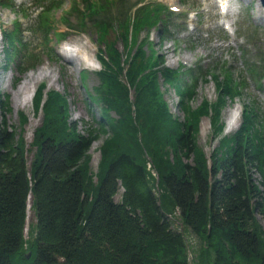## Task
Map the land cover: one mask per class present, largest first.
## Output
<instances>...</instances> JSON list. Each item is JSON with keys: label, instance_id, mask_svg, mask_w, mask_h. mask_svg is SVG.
Listing matches in <instances>:
<instances>
[{"label": "trees", "instance_id": "obj_1", "mask_svg": "<svg viewBox=\"0 0 264 264\" xmlns=\"http://www.w3.org/2000/svg\"><path fill=\"white\" fill-rule=\"evenodd\" d=\"M71 1L81 31L96 35L101 48L100 83L95 87L99 103L90 95L99 104L101 118L97 127L80 131L70 119L68 95L46 90L47 84L41 83L33 108L43 112V122L34 131L30 148L36 149L29 162L25 137L16 139L3 114L10 109L8 95L0 101V264H188L186 231L204 244L199 246L198 264H264V228L257 218L264 213L261 108L254 100L245 103L241 126L212 152V165L194 132L204 116H210L215 132L223 128L222 107L226 99L244 94L245 79L237 81L229 69L222 73L224 64L217 62L206 68L198 62L182 71L170 69L164 66V56H154L148 37L137 45L141 31L160 22L159 38H165L171 33L167 25L176 27L175 20L185 18L161 2ZM14 2L0 0V5L15 9ZM36 4L42 8L36 30L46 36L54 29L51 15L62 1ZM240 30L246 41L260 32L246 25ZM5 38L7 58L18 54L30 62L28 67L39 62L38 54H26L27 43L18 39L17 31ZM119 40L125 47L137 45L129 48L126 59ZM245 55L250 77L262 86L263 63ZM158 73L176 91L184 120L169 109ZM211 78L220 91L216 103L205 99L193 107L199 83ZM19 114L25 126L27 114ZM107 124L112 133L103 144V164L94 184L88 153ZM145 153L157 167L161 192L147 169ZM255 172L263 174L260 184ZM30 195L36 220L26 238ZM175 208L182 231L171 216Z\"/></svg>", "mask_w": 264, "mask_h": 264}, {"label": "rangeland", "instance_id": "obj_2", "mask_svg": "<svg viewBox=\"0 0 264 264\" xmlns=\"http://www.w3.org/2000/svg\"><path fill=\"white\" fill-rule=\"evenodd\" d=\"M36 1L41 0H15V9L0 5V101L5 100L6 95H8L6 103H8L10 109L3 112V114L6 115L7 123L16 130V139L19 140L20 136L25 137L26 147L29 149L26 152L29 162L33 159L36 149V147H33L34 149L30 148L35 136L34 131L43 122V112L40 111L38 114L35 112L32 100L34 91L41 83L45 82L47 84L46 90L56 89L68 95L71 113L70 119L78 123L80 131H86V129L93 126L97 127V120L101 118L102 113L98 104L99 102L95 97V87L100 83L99 71L102 68V64L97 57V53L99 52V44L95 38L97 36L92 33L86 34L80 32L82 25L80 18L76 17V12L71 10V7H73L71 0H61L62 6L51 15L54 25L52 32L47 33L46 36L42 29L37 32L35 25L37 24L38 26L39 15L37 13L41 8L39 9ZM152 1L161 2L166 7L168 5L171 8L176 6L184 11L193 10L188 19L189 29L184 26L185 24H181L182 20H175L180 29L176 27L171 31L170 36L161 38L160 41L158 39L160 28L155 29L157 27L154 26L152 29H149L151 33L148 45L153 48V51L159 53L160 56H164L165 67L182 71V69L194 66L198 62L204 64L205 68L213 62H217L218 65L224 64L223 67L220 66L222 73L224 69H229L237 81L244 78L247 83L242 96L235 99H226L227 101L222 107L221 114L223 128L219 132H215L210 116L202 117L200 122L194 126L198 147L206 153L207 157H209V163L212 165V152L222 144L224 139L231 138L241 126L245 103L254 100L264 115V79L263 85L258 86L257 82L250 77L244 59V54H246L245 57L248 56L250 61H254L255 63L257 61L262 62L264 65V11L261 10L260 0H229V10L227 13H223L220 9L219 0H189L192 5L183 4L180 0ZM193 6L195 7L193 8ZM223 20L225 23L229 22L231 26L229 30L225 28ZM67 24L70 29L66 27ZM157 24H160V22L155 25ZM241 25H246L250 30L256 27L260 31L257 38L246 41L243 34H241L242 32H240L242 31L240 30ZM11 31H17L18 39L20 36V38L25 40L28 49L26 51L27 55L30 51L33 53L39 52V62L36 65L28 67L27 65L30 62H26L27 59H23L18 54L11 59L7 58V39L5 38V34ZM145 32L147 31H141L138 39H142ZM61 34L68 35V37L64 39L61 37ZM178 40L179 42L176 43L175 41ZM76 41L89 47L88 51L91 53L94 61V68L87 67V64L83 62L82 64L78 62L76 69L65 67L67 66L65 53L70 52L72 48L68 47L66 43L69 42L74 47H79ZM138 44L140 42H137ZM137 45L134 43L132 47L131 44L125 47L121 40L117 43L118 48L124 53V59L127 58V53L131 49L136 48ZM130 47L131 49H129ZM17 48L20 50L23 47L19 44ZM19 52L22 53L23 51L20 50ZM74 54L76 53L74 52ZM84 73L86 75H83ZM145 73H142L140 77ZM33 74L37 76L35 81L30 80ZM223 76L224 74H222ZM120 78L128 82L126 74H122ZM158 79L161 83V88L165 92L164 98L168 103L169 109L175 117L184 120L185 114L178 107L179 97L176 91L173 87L165 84L163 76L160 73H158ZM24 81L30 85L27 91L23 92L20 97L23 100L27 99L28 103L17 105L18 98L14 95V92ZM134 91L131 89V94H134ZM90 95L95 97L98 103ZM219 95L220 91L214 79L201 81L191 104L193 107H196L203 100L207 99L211 102V105H214ZM1 111L0 105V113ZM20 112L27 114L28 122L25 126L20 121ZM235 115L239 117L238 123L233 129H229L228 123L230 118ZM111 133V128L107 124L105 130L92 142L89 149L88 156L91 157L89 162L90 177L94 184L99 180V173L103 164L102 147L105 141L110 138ZM144 158L147 169L154 178L156 190L161 192L157 167L154 165L153 159L149 154L145 153ZM262 176V173L255 172L254 177L259 184L262 181ZM261 188L264 190L262 185ZM123 190L121 188L119 194L116 196V200L119 201L121 199ZM175 210H172L171 216L175 220V226L178 227L176 224L179 222V212L177 208ZM257 218L264 228V213H258ZM35 220L34 214L32 219L27 222L25 230L26 238L29 237L30 224ZM180 227L181 225H179ZM185 235L188 245V264H198L200 260L199 246L204 244L200 245L199 240L189 233V231H186Z\"/></svg>", "mask_w": 264, "mask_h": 264}, {"label": "bare ground", "instance_id": "obj_3", "mask_svg": "<svg viewBox=\"0 0 264 264\" xmlns=\"http://www.w3.org/2000/svg\"><path fill=\"white\" fill-rule=\"evenodd\" d=\"M77 45L79 47H73L71 48L70 52L68 51L67 53H65V56L67 57V66H65L66 68L67 67H73L74 69H76L78 67V62L79 64H82L85 63L87 64L86 66L87 67H90V68H94V61L91 57V53L88 51L89 47L85 44H82L81 42L79 41H76ZM75 43V44H76ZM85 43V42H83ZM68 45V44H66ZM69 45H72L71 43H69ZM73 46V45H72ZM74 52L76 54H74ZM74 54V55H73ZM47 70V69H46ZM72 70V69H71ZM48 71V70H47ZM40 74V73H39ZM36 75H32V78L30 80H33L35 81L37 78ZM38 84V83H37ZM29 83L28 82H22V84L20 85V87L14 92V95L17 96V105H19L20 103H24L22 105H25L28 103V100L27 99H24L21 98V94L25 91H27V89L29 88ZM37 86V85H36ZM26 98V96H25ZM238 111V110H237ZM232 118H230V121L228 123V126H229V129H233L234 126H236V124L238 123V119L239 117L237 115L235 116H231ZM96 144V143H95ZM94 144V145H95ZM99 155V154H98ZM97 158V157H96ZM99 161V160H98ZM97 165V164H96ZM153 166V165H152ZM149 168V167H148ZM152 171V170H151ZM153 174V173H152ZM32 196L29 197V200H28V215H27V222H29L32 217L34 216V213L32 211ZM176 211V210H175ZM173 215V214H172ZM173 220V219H171ZM179 220V219H178ZM175 221V220H174ZM179 225H181V227L179 228L180 231L183 230V225L182 223L178 222ZM178 225V226H179Z\"/></svg>", "mask_w": 264, "mask_h": 264}, {"label": "water", "instance_id": "obj_4", "mask_svg": "<svg viewBox=\"0 0 264 264\" xmlns=\"http://www.w3.org/2000/svg\"><path fill=\"white\" fill-rule=\"evenodd\" d=\"M263 7H264V0H261ZM28 257H30V253L28 254Z\"/></svg>", "mask_w": 264, "mask_h": 264}]
</instances>
